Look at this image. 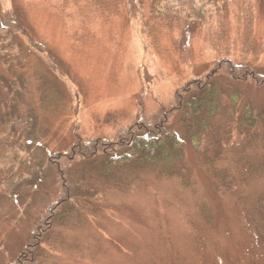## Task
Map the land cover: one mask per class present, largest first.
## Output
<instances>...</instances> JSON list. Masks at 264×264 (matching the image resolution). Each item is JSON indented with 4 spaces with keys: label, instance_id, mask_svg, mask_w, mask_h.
<instances>
[{
    "label": "rangeland",
    "instance_id": "1",
    "mask_svg": "<svg viewBox=\"0 0 264 264\" xmlns=\"http://www.w3.org/2000/svg\"><path fill=\"white\" fill-rule=\"evenodd\" d=\"M224 1L160 0L158 11L182 16L190 2L203 3L204 17L213 20ZM253 1L254 31L264 35V0ZM143 2L147 7L149 0ZM0 9L13 10L24 34L44 44L62 69L63 77L51 73L22 33L0 29V74L19 81L16 86H21L10 93L19 96L22 107L29 103L42 116L36 100L43 77L55 81L63 96L62 107L42 118L46 140L38 144L47 150L57 140L63 141L59 148L71 141L73 122L81 123L84 136L111 137L132 122L140 105L145 114L166 110L174 92L216 59L207 44L188 39L182 28L173 35L176 52L166 61L146 46L136 20L106 19L86 0H0ZM257 65L264 71V57ZM217 79L238 91L221 95L212 137L187 145L180 159L166 166H150L126 193L102 192L84 222L55 227L64 241L44 264H264V251L236 215L233 196L213 191L205 167L214 139L235 141L243 134L246 106L258 114L264 86L220 74ZM262 131L264 126L257 124L251 135ZM248 186L251 197L261 182ZM19 196L23 201L0 197V264L16 259L56 189L48 178Z\"/></svg>",
    "mask_w": 264,
    "mask_h": 264
},
{
    "label": "trees",
    "instance_id": "2",
    "mask_svg": "<svg viewBox=\"0 0 264 264\" xmlns=\"http://www.w3.org/2000/svg\"><path fill=\"white\" fill-rule=\"evenodd\" d=\"M86 1L106 19L136 20L146 46L166 61L176 52L173 35L182 28L188 39L197 38L207 44L216 59L208 71L186 80L174 92L166 110L145 114L140 105L132 122L121 126L111 137L84 136L79 131L81 123L73 122L71 141L59 148L63 141L57 140L56 147L48 150L46 144L40 146L38 142L46 140L42 118L47 113L55 114L63 105L56 82L46 77L39 79L36 104L40 117L29 103L22 107L19 96L11 95L15 81L19 82L10 79L13 74L10 78L0 74V197L17 196L23 201L20 193L38 188L48 178L56 189L55 199L47 205L29 241L10 264H44L64 241L61 230L55 227L64 229L84 222L86 212L102 192L126 193L150 166H166L170 160L180 159L187 145L206 136L211 138L221 95L226 90L230 94L238 91L232 85L228 88L221 84L219 74L233 81L264 86V71L257 65L264 57V35L254 31L253 0H225L213 20L204 17L203 3L190 2L182 16H170V10L161 16L160 0H149L147 7L143 0ZM1 28L22 33L48 70L56 76L63 75L46 46L24 34L13 10L0 9ZM253 110L248 105L241 115L243 134L239 139L213 140V152L207 156L205 167L211 174L213 191L233 196L236 215L264 251V131L251 135L252 127L264 126V102L257 115ZM220 163L226 166H219ZM253 181H260L261 187L250 197L247 188Z\"/></svg>",
    "mask_w": 264,
    "mask_h": 264
}]
</instances>
